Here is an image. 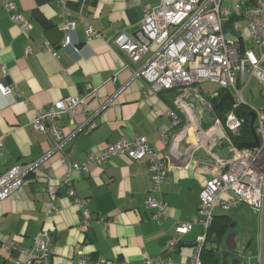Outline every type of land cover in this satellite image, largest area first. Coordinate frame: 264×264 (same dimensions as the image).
<instances>
[{"label":"crops","instance_id":"0c3cea01","mask_svg":"<svg viewBox=\"0 0 264 264\" xmlns=\"http://www.w3.org/2000/svg\"><path fill=\"white\" fill-rule=\"evenodd\" d=\"M254 1L224 0L222 5L231 10L234 3L244 7ZM13 2L30 29L20 31L0 1V66L7 73L0 69V80L13 88L11 94H0V176L15 165L44 159L29 171L18 191L0 201V264H14L21 258L6 246L17 244L29 249L41 230L49 234L51 255L47 264H76L80 256L136 264L163 255L173 262L187 263L194 247L186 245L195 244L204 227L192 225L184 235L176 233L175 228L196 215L199 194L217 172L208 169L214 161L205 148L185 155L177 144L182 138L191 144L197 135L200 141L209 138L207 141L216 143L219 138L214 134L202 133L211 124V113L198 103L194 109L200 130L194 126L184 129V123L174 125L169 111L184 120L174 104L176 90L154 91L134 77L139 64L129 63L113 42L119 33L137 30L156 0H67L66 18L74 21L76 28L72 34L75 44L65 48L60 47L64 34L58 0ZM87 26L100 36L87 40ZM244 27L243 19L231 15L224 30L240 36ZM47 45L53 46V52ZM88 85L96 93L88 95ZM196 90L192 96L207 99L209 93L201 85ZM86 95V110L79 108L73 118L62 119L63 134L70 136L63 150H52L48 135L31 126L35 112L64 96ZM91 116L95 126L81 130ZM133 136H144L168 168L160 192L155 194L166 204V217L160 221L153 219L156 210L146 207L151 174L145 157L130 160L118 155L104 163L85 164L89 152ZM212 153L226 156L221 143ZM68 174L76 196L87 200L86 209L92 218L89 225H81L80 211L63 185ZM220 212L215 216L226 214ZM257 233L258 224L252 234L255 237ZM238 236L237 240L246 242L243 234ZM172 238L176 243L169 250Z\"/></svg>","mask_w":264,"mask_h":264},{"label":"built area","instance_id":"2783aa9c","mask_svg":"<svg viewBox=\"0 0 264 264\" xmlns=\"http://www.w3.org/2000/svg\"><path fill=\"white\" fill-rule=\"evenodd\" d=\"M3 9L12 14V21L24 32L30 25L24 16L15 8L13 0H0ZM67 0H58L62 6L63 23L61 30L64 34L60 47L65 48L75 44L72 34L76 24L66 18L65 9ZM224 0H156V5L147 11L146 18L139 28L132 34L121 32L113 42L119 51L131 64H139L133 76L142 79L154 91L175 89L174 100L184 116L179 118L169 111L174 125L184 123L183 128L194 126L200 130L195 117V105L198 103L211 113V124L204 134L215 135L219 139L213 141H200L199 136L191 145L205 148L214 161L208 165L217 173L210 176L199 194V206L196 215L188 222L177 224L175 231L186 234L192 225H201L207 230L215 219V209L228 212L239 205L248 206L259 214L264 184V109L248 106L242 97V89L254 80L264 89V0H255L254 3L241 7L234 3L230 8L222 5ZM231 15L243 19L244 30L240 37L231 35L224 30V25ZM87 40L100 36L91 26L84 28ZM247 44V45H246ZM46 48L53 52V46ZM27 53L31 49L27 47ZM4 75L6 70L0 66ZM204 83H213L218 89L210 92L208 98H217L221 92L230 93L234 102L230 109L224 111L222 117L218 116L210 103L205 99L191 95L196 86ZM12 86L4 85L0 80V94H11ZM16 91V90H15ZM198 92V90H196ZM17 93V92H16ZM96 93L93 86L88 85V95ZM76 98L64 96L49 107L39 109L31 121L33 130L45 133L53 143L52 150L61 151L70 136H65L62 129V119L67 116L73 118L80 108L82 112L88 105L87 96ZM104 107V106H103ZM241 107H247L249 112L255 114L254 130L259 145L257 147L239 148L233 140L242 132L244 119L238 115ZM102 108L97 110L100 112ZM94 116L88 118L80 129L93 128ZM185 121V122H184ZM182 128V130H183ZM201 132V131H200ZM207 137V136H206ZM165 136L162 135L164 141ZM253 141V140H252ZM205 142V143H203ZM221 143L226 156L217 157L212 149ZM3 148V138L0 137V149ZM126 156L130 160L145 157L148 170L151 174V190L146 200V207L155 209L153 219L160 221L166 217V204L155 198L160 192L161 184L167 177L168 168L164 158L158 155L144 136L122 138L109 144L105 149L89 152L85 164L104 163L113 156ZM44 158L22 165H15L0 176V201L5 200L18 191L24 183L29 171L38 167ZM84 164V166H85ZM76 169H78L76 167ZM67 187V194L80 211L81 225H89L92 221L90 212L86 209L87 200L76 196L71 175L68 174L63 181ZM53 193V188H48ZM206 234L199 237L194 253L187 263H176L167 259L166 255L159 259H145L136 264H201V251L204 248ZM176 243L170 241L169 250ZM16 251L21 258L14 264H47L51 255L49 234L41 230L33 239L29 249L17 244L6 246ZM242 256L241 258L239 256ZM236 257L247 264H258L255 256L246 254L242 249ZM76 264H130L114 263L110 260L93 259L80 256Z\"/></svg>","mask_w":264,"mask_h":264},{"label":"trees","instance_id":"16d2710c","mask_svg":"<svg viewBox=\"0 0 264 264\" xmlns=\"http://www.w3.org/2000/svg\"><path fill=\"white\" fill-rule=\"evenodd\" d=\"M230 21V20H229ZM228 21V22H229ZM227 22V23H228ZM223 96V93L220 91V94L217 98H212L205 100L212 105L214 112L222 117L224 111H227L230 107V103L226 102L224 105L217 109L215 106ZM249 109L247 107H241L238 111V115L242 116L244 119L242 132L238 137H233V140L236 144H241L244 142H250L253 140V136L248 127V122L250 120ZM233 223L232 218L228 214H220L215 216V219L211 225V227L206 232V241L207 243H212L214 245H205L201 251V264H222V251L221 248H224V239L227 236L230 224ZM246 245V244H245ZM248 249L244 248L245 250Z\"/></svg>","mask_w":264,"mask_h":264},{"label":"rangeland","instance_id":"374dc122","mask_svg":"<svg viewBox=\"0 0 264 264\" xmlns=\"http://www.w3.org/2000/svg\"><path fill=\"white\" fill-rule=\"evenodd\" d=\"M195 88L199 91L200 86H196ZM201 88L205 91V93L208 94L214 90H217L218 87L213 83H204L201 84ZM242 97L244 99V102L248 106H252L258 109H264V89L256 81H250L246 85V87L242 89ZM219 210L220 209L217 208L215 209V212L221 213V210ZM225 213L233 219V222L235 224L233 232L243 234L246 238L247 244L250 243V241L254 237L252 232H256V227L258 224V214L253 212V210L243 204ZM204 234L205 230L204 228H202V231H200L198 237L203 236ZM252 244V246L245 250V253L255 256L257 254V236L254 237ZM242 262H245V260L243 259Z\"/></svg>","mask_w":264,"mask_h":264},{"label":"water","instance_id":"95a60500","mask_svg":"<svg viewBox=\"0 0 264 264\" xmlns=\"http://www.w3.org/2000/svg\"><path fill=\"white\" fill-rule=\"evenodd\" d=\"M227 100L231 104L234 102L230 93L223 94L218 104L216 105V108H221L223 103ZM249 115H250V120L248 122V127L253 136V142L241 143L238 145L239 148H244V147L252 148V147H257L259 145V141L254 130L255 114L253 112H250ZM177 149H179V151L181 150L182 153H184L185 155H190L192 151L197 149V146L188 143L187 138H182V140H180L179 143L177 144ZM233 226L234 225H231V227ZM186 246L195 248L197 246V242L195 244H190ZM245 246L246 248H248L250 246V243L244 246L241 244L240 247L241 249H244ZM237 248L238 245L236 243V233L232 232L228 234L224 240V251H222V264H246L245 262H242L241 259H239L238 257L231 255V252L235 251ZM257 262L258 264H264V184H263V198L258 215Z\"/></svg>","mask_w":264,"mask_h":264},{"label":"flooded vegetation","instance_id":"af4514ba","mask_svg":"<svg viewBox=\"0 0 264 264\" xmlns=\"http://www.w3.org/2000/svg\"><path fill=\"white\" fill-rule=\"evenodd\" d=\"M253 212H255V211H253ZM255 213H257V212H255ZM257 214H258V213H257ZM258 215H259V214H258ZM231 225H234V226H235L234 222L230 224V229H229L228 234H230V233L233 232L234 226L231 227ZM235 233H236V232H235ZM228 234H227V235H228ZM255 236H258V233H257ZM238 237H239V236H238V233H236V243H237V245H238V248H237L235 251H232V252H231V255H232V256H236V255L238 256V251H240V249H241V247H240L241 244H242L243 246H244L245 244H247V242H245V241H241V242H240L239 240H237ZM224 240H225V239H224ZM251 241H252V240H251ZM251 241H250V243H251ZM205 245H207V241H205L204 246H205ZM250 246H251V244H250ZM248 248H249V247H248ZM239 257L241 258L242 256L240 255ZM240 258H239V259H240ZM243 259H244L245 261H247V259H246L245 257H244ZM241 261H242V259H241ZM229 262H230V260H229Z\"/></svg>","mask_w":264,"mask_h":264},{"label":"bare ground","instance_id":"6f19581e","mask_svg":"<svg viewBox=\"0 0 264 264\" xmlns=\"http://www.w3.org/2000/svg\"><path fill=\"white\" fill-rule=\"evenodd\" d=\"M230 18H231V17H230ZM229 20H230V19H229ZM241 33H242V32H241ZM240 35H241V34H240ZM239 37H240V36H239ZM226 102H228V100L225 101L224 103H226ZM224 103H223V105H224ZM229 103H230V102H229ZM217 104H218V103H217ZM232 104H233V103H232ZM232 104L230 103V107H231ZM223 105H222V106H223ZM230 107H229V109H230ZM215 108H216V106H215ZM217 109H220V108H217ZM87 120H88V119H87ZM87 120H86V121H87ZM86 121H85V122H86ZM222 251H224V248L222 249ZM255 261L257 262V258L255 259ZM245 263H246V262H245ZM257 263H258V262H257ZM246 264H247V263H246Z\"/></svg>","mask_w":264,"mask_h":264},{"label":"clouds","instance_id":"9594fccd","mask_svg":"<svg viewBox=\"0 0 264 264\" xmlns=\"http://www.w3.org/2000/svg\"><path fill=\"white\" fill-rule=\"evenodd\" d=\"M197 242V241H196ZM214 245V244H213ZM215 246V245H214ZM250 247V246H249ZM244 251V249H242Z\"/></svg>","mask_w":264,"mask_h":264}]
</instances>
